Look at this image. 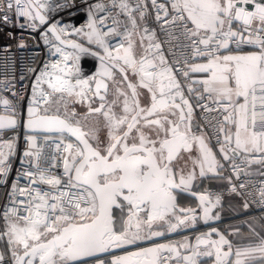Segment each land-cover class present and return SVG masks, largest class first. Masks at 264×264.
<instances>
[{"label": "snow or ice", "instance_id": "6c2138e0", "mask_svg": "<svg viewBox=\"0 0 264 264\" xmlns=\"http://www.w3.org/2000/svg\"><path fill=\"white\" fill-rule=\"evenodd\" d=\"M81 5L86 19L76 26L56 18L79 10L75 0H0V23L23 18L30 29L43 27L40 38L53 58L26 69L34 79L23 127L35 134L25 136L28 167L17 180L29 183L11 184L0 217V264H201V257L264 264V236L251 225L258 243L243 247L215 227L195 243L187 236L155 242L198 221L219 220L213 210L222 197L193 191L198 177L211 174L227 180L229 194L253 195L247 182L237 185L221 170L227 164L238 180L237 157L264 165V0ZM18 47H25L23 38ZM82 57L97 61L88 75ZM9 67L6 60V90ZM0 104L8 113L0 115V133L14 132L16 109L6 97ZM196 108L203 124L195 120ZM15 139L0 143L5 177ZM186 195L196 207L180 206ZM258 203L264 206V182Z\"/></svg>", "mask_w": 264, "mask_h": 264}, {"label": "built area", "instance_id": "2783aa9c", "mask_svg": "<svg viewBox=\"0 0 264 264\" xmlns=\"http://www.w3.org/2000/svg\"><path fill=\"white\" fill-rule=\"evenodd\" d=\"M50 2L59 3L63 2V0H50ZM89 2H96V0H89ZM75 3L76 5L80 6L79 10L70 9L62 11L56 16V18L59 19L60 17H63L65 23H74L76 26H79V23H82L86 19V14L84 12L85 6L81 5V0H75ZM69 11H77V15L75 17H71L69 15ZM19 24H25V26L21 28L19 27ZM42 31L43 27L36 30L28 28L23 18H21L19 22H17L14 18L12 25L6 26L0 23V97H6L10 101H12L13 106L16 109L17 116L20 119L27 117V101L31 95V81L34 79L33 75L27 73V67L39 66L44 60L53 59L48 54V46L44 45L43 40L40 38V33ZM8 32H12L15 39L10 38L7 35ZM20 38H23L24 40L25 47L23 48L18 47ZM157 38L158 40L162 41L164 39V35L158 32ZM115 42L116 41L114 40L113 43ZM164 52L168 60L171 61L172 57L168 52V45L166 44L164 45ZM6 60L10 64V67L7 69V82L10 85V88L8 90L5 89ZM96 64L97 61L92 57L81 58V67L86 75L95 70ZM22 74L25 76V79L23 80L20 79V76ZM13 77H15V79H13ZM13 92H15L17 95L13 96ZM0 114H8L2 104H0ZM202 115L203 114L201 113V110L199 108H196L195 117L197 122H200L201 124L204 123V121L201 119ZM212 115H215V113H212ZM33 134L35 133H27L21 127H17L14 132L11 130H5L0 133V143L16 137L13 153L8 157V163L10 165L8 175L5 177L0 174V217H2L5 205L10 204L9 193L11 192L12 182L16 181L18 187H25L29 183L28 180L22 176L19 178V180H17V175L18 173L23 172L28 167L26 163H22L23 152L27 148L25 136ZM37 141L38 144L43 145L45 152L50 151L49 147L44 144L42 135L37 134ZM211 145L218 147V145L215 143L214 138L211 141ZM236 163L240 165L241 169H243L238 180L227 164L224 168L225 171L227 172L228 176H232L233 182L237 185L240 182H247L246 191L253 193L252 196L240 197L243 203L245 202V200H247L249 204L247 212L244 213L242 217L264 216V206H261L258 203V189L261 187L262 182H264V176L249 173L248 168L252 164L242 162V159L240 157H237ZM53 172L54 174L59 175L61 172V168H54ZM245 172L248 174L245 175ZM228 187L229 185L226 181V184L223 187L206 188L203 192L209 194L213 199L217 194H219L223 199L225 196L230 195L228 192ZM227 221H225L224 224ZM2 223V219H0V225H2ZM4 248V242L0 241V250H4Z\"/></svg>", "mask_w": 264, "mask_h": 264}, {"label": "crops", "instance_id": "0c3cea01", "mask_svg": "<svg viewBox=\"0 0 264 264\" xmlns=\"http://www.w3.org/2000/svg\"><path fill=\"white\" fill-rule=\"evenodd\" d=\"M211 146L213 147V150L217 152V157L220 158L218 153V147L213 145ZM221 171L222 176L228 177V174L225 169ZM248 172L254 175L264 176V165L254 163L248 168ZM226 181V179L212 177V175L209 174V176L205 178L198 177L197 180L194 182L193 190L201 191L202 187H223L225 186ZM243 204L244 203L241 200L240 196L230 194L225 196L221 200V205L217 206L215 211V214L219 213L220 219H228V221L222 226V229L233 242L234 246L240 247L247 246L248 244L258 243V237L256 235H253L252 231L249 228V225H251L252 228L255 229V232L258 233L259 236H264V216L242 217L243 214L246 213L248 210V208L245 209L243 207ZM237 230V235H231V233L236 232ZM190 237H192V235Z\"/></svg>", "mask_w": 264, "mask_h": 264}, {"label": "water", "instance_id": "95a60500", "mask_svg": "<svg viewBox=\"0 0 264 264\" xmlns=\"http://www.w3.org/2000/svg\"><path fill=\"white\" fill-rule=\"evenodd\" d=\"M0 115H2V114H0ZM26 118L27 117H25L23 119L18 118V120L20 121L18 127H21L27 133H31V132H28L23 127V121ZM193 191H195V190H193ZM196 192L199 193L200 191H196ZM179 203H180L181 207H196L198 201L195 198H192V197L186 195L179 200ZM216 208L213 210V214H215ZM227 220L228 219H220L219 218V220L209 221V223L207 225L204 224L203 221H198L195 227H189L186 229H182L176 233H166V235L164 237L156 238L155 242L166 243V242L171 241V240H181V239H183L184 236H187L190 238L192 243H195L196 235H198L201 232H207L210 227L218 228L221 232L225 233V231L222 229V226L224 225V222ZM191 235H192V237H190ZM225 235L227 236L226 233H225ZM213 238H216V237L214 236ZM228 239L230 240L229 237H228ZM144 246H147V245H144ZM116 254H120V253L117 252ZM102 258L110 259V257H108V256H104ZM213 260H214V258H208V257H201L200 258L201 264H213ZM89 264H94V261L90 260Z\"/></svg>", "mask_w": 264, "mask_h": 264}, {"label": "rangeland", "instance_id": "374dc122", "mask_svg": "<svg viewBox=\"0 0 264 264\" xmlns=\"http://www.w3.org/2000/svg\"><path fill=\"white\" fill-rule=\"evenodd\" d=\"M3 151L7 152V149L5 148V149H3ZM206 188H209V187H205V188L202 187V188H201V192H203Z\"/></svg>", "mask_w": 264, "mask_h": 264}]
</instances>
